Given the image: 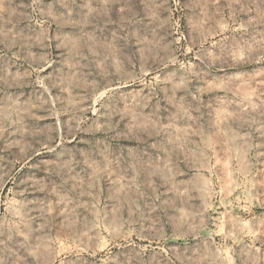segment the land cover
<instances>
[{"label":"rangeland","instance_id":"obj_1","mask_svg":"<svg viewBox=\"0 0 264 264\" xmlns=\"http://www.w3.org/2000/svg\"><path fill=\"white\" fill-rule=\"evenodd\" d=\"M0 264H264V0H0Z\"/></svg>","mask_w":264,"mask_h":264},{"label":"bare ground","instance_id":"obj_2","mask_svg":"<svg viewBox=\"0 0 264 264\" xmlns=\"http://www.w3.org/2000/svg\"><path fill=\"white\" fill-rule=\"evenodd\" d=\"M144 239V238H143ZM142 240V239H141ZM146 240V239H145ZM148 242V241H147ZM149 245H151V243H149ZM174 245V244H173ZM177 246V245H176ZM140 252V251H139Z\"/></svg>","mask_w":264,"mask_h":264}]
</instances>
